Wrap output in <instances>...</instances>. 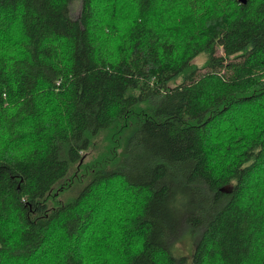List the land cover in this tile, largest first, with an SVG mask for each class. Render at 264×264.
Returning <instances> with one entry per match:
<instances>
[{
	"label": "trees",
	"instance_id": "1",
	"mask_svg": "<svg viewBox=\"0 0 264 264\" xmlns=\"http://www.w3.org/2000/svg\"><path fill=\"white\" fill-rule=\"evenodd\" d=\"M69 2L0 0V264H264V0Z\"/></svg>",
	"mask_w": 264,
	"mask_h": 264
},
{
	"label": "rangeland",
	"instance_id": "2",
	"mask_svg": "<svg viewBox=\"0 0 264 264\" xmlns=\"http://www.w3.org/2000/svg\"><path fill=\"white\" fill-rule=\"evenodd\" d=\"M80 11V0H70L68 4V12L71 17H77ZM218 54H221L220 50L217 51ZM204 54H199L197 57L193 59V62L200 65V63L204 59ZM224 71V68L222 69ZM200 231L191 230L186 227L183 229L180 236H178L175 240L168 243L172 254L174 255H185L187 257V261L185 264H190L191 262V254L194 249V246L199 237Z\"/></svg>",
	"mask_w": 264,
	"mask_h": 264
},
{
	"label": "water",
	"instance_id": "3",
	"mask_svg": "<svg viewBox=\"0 0 264 264\" xmlns=\"http://www.w3.org/2000/svg\"><path fill=\"white\" fill-rule=\"evenodd\" d=\"M238 1L244 3L246 0H238Z\"/></svg>",
	"mask_w": 264,
	"mask_h": 264
}]
</instances>
